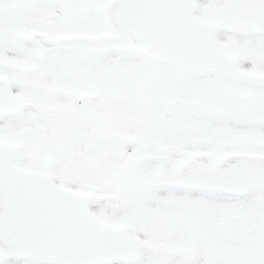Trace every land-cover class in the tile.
I'll use <instances>...</instances> for the list:
<instances>
[{
    "label": "snow or ice",
    "instance_id": "snow-or-ice-1",
    "mask_svg": "<svg viewBox=\"0 0 264 264\" xmlns=\"http://www.w3.org/2000/svg\"><path fill=\"white\" fill-rule=\"evenodd\" d=\"M0 264H264V0H0Z\"/></svg>",
    "mask_w": 264,
    "mask_h": 264
}]
</instances>
